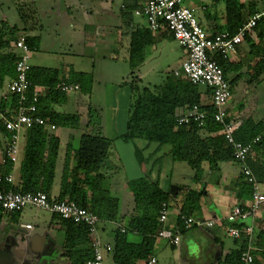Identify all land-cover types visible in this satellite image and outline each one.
<instances>
[{
	"label": "trees",
	"instance_id": "trees-1",
	"mask_svg": "<svg viewBox=\"0 0 264 264\" xmlns=\"http://www.w3.org/2000/svg\"><path fill=\"white\" fill-rule=\"evenodd\" d=\"M141 1L123 0L120 15L125 27H130L133 11L141 6ZM213 1L223 5L221 18L224 23L219 33H227L229 36L236 35L246 22V18L260 11L257 10L259 4L264 6V0H250L247 6L240 0ZM245 9L248 12L246 18L242 14ZM17 11L23 25L31 29L33 9L17 6ZM145 31L150 32L147 28ZM252 31L257 33L256 39L251 41L248 33H245L244 40L248 44L249 54L256 59L252 77L257 79L264 75V19H260ZM8 33L6 24L1 23L0 88L3 87L6 78L14 77V66L18 58V55L12 50L11 44L19 38L14 39ZM144 34L143 30L139 29L131 35L129 52L132 62L141 60L140 52L145 39ZM21 38L30 51L34 50V45L38 41L37 37L25 36ZM214 60L222 69L224 77L228 72L237 71L238 66L233 65L220 54L214 55ZM58 73L56 69L30 67L28 79L31 86L27 95L31 96L34 87H46V94L40 96L37 103L38 115L54 127L76 129L79 124L78 115L60 114L51 109L52 104H61L66 100L65 93L57 89L56 86L60 83L69 86L74 84L81 92L89 94L92 88V78L90 75L71 70L67 78L59 79ZM229 85L232 89L230 83ZM129 88L131 99L126 133L121 136L123 141L141 139L148 145L169 146L172 162L186 163L194 172L193 181L196 184L202 180L204 164L210 172L215 173L219 171L220 163L234 161L232 149L224 137L219 134L221 126L214 121L212 106L201 105L199 86L193 85L185 79L169 76L160 86L155 87L154 91L149 88L140 90L136 83H130ZM206 89L211 93L208 88ZM17 100V96H11L9 100L11 108L16 105ZM5 105L6 103L2 102L1 110ZM193 106H198L201 111L206 112L207 117L203 125L199 127L198 122L193 120L187 124L178 125L177 118L183 114V109ZM99 125L98 111L89 106L87 128H91L92 132H85L81 136L77 150L67 149L57 200L83 207L95 214L101 222H112L117 219L118 200L102 187L105 176L102 170L109 158L112 143L100 134ZM10 137L11 133L5 129L3 120L0 119V154ZM234 138L243 144L252 145L253 159H248L246 165L264 191V118L259 121H254L251 118L245 119L234 134ZM256 138L258 140L252 143ZM58 147L59 139L50 135L46 127L33 126L27 129L24 156L19 171V183L17 186H12L1 179V188L21 193L43 192L50 196ZM71 153H73L72 157L76 165L68 180L67 162ZM139 161L141 162V159ZM12 165L13 160L4 156L2 176L11 172ZM78 172L83 177H80ZM238 178L240 182L237 185L236 197L240 205L243 206L245 198L251 196L252 188L242 174ZM214 183L219 185L222 182L220 178H217ZM127 187L132 194L134 213L127 218L123 231L115 230L112 249L107 254H111L114 264H148L157 234L163 228L158 220L160 210L164 205L169 209L172 198L169 193L160 189L157 183L150 181L146 173L129 180ZM203 193L204 186L190 188L181 200L175 226L181 234L188 232L193 227L185 230L181 217L193 215ZM19 212L8 215L12 216ZM52 216L56 222L51 224V227L63 236L60 256L66 258L70 264H86L92 259V247L87 228L84 225L61 219L56 215L52 214ZM241 225L237 223L235 226L240 227ZM234 244L235 247L223 257L216 258L208 264H241V255L246 251L248 243L244 239H240L234 240ZM254 245L256 249L251 251L252 264H264V230H259L258 226L255 231Z\"/></svg>",
	"mask_w": 264,
	"mask_h": 264
},
{
	"label": "crops",
	"instance_id": "crops-1",
	"mask_svg": "<svg viewBox=\"0 0 264 264\" xmlns=\"http://www.w3.org/2000/svg\"><path fill=\"white\" fill-rule=\"evenodd\" d=\"M241 1V0H240ZM184 2V1H183ZM242 2V1H241ZM123 2L121 3L122 6ZM107 6V5H106ZM120 6V8H121ZM195 7L197 11H202L207 13L209 6L201 3L199 0H189L188 7ZM204 6L205 11L201 10L200 8ZM216 7V3H212V7ZM110 8L109 6H107ZM264 9V6L258 5L257 10ZM105 10V9H104ZM106 11V10H105ZM223 12L220 13L215 12L214 14L207 13L203 15V18L198 19L199 22L204 27L205 31L208 34H213L216 32H221L220 30L223 27V20L221 18ZM98 13V12H97ZM197 13V12H196ZM87 17V16H85ZM83 22V31L88 30L87 19L84 18ZM117 23V21L115 22ZM114 23V24H115ZM115 26V25H114ZM145 22L142 18L132 16V22L130 27H125L120 15V24L117 27V30L111 27L105 29H95L93 31H88L87 39L92 36L94 37V45L92 46L89 41H85V51L84 53H91L90 48L93 47L97 49L99 52V56L104 59L109 64L116 63L119 57V49L123 52V56L125 61H130V44H131V35L133 32L139 29H145ZM95 33V34H94ZM249 38L251 41H254L257 37V33L255 31H250L248 33ZM114 36V41L111 43V38ZM165 33L157 34L155 39H160L165 37ZM142 37V35H141ZM155 48V47H154ZM87 49V51H86ZM89 49V50H88ZM182 59L179 62L178 66L184 62L185 60V53L182 50ZM97 54V53H96ZM230 63L233 65H237V71H231L226 74L227 81L231 84V96H233V87L237 83H241L243 87L244 94H247V87L251 86V88L255 85V81L262 82L264 86V75L259 76L257 79L252 77L254 70L253 66L256 62L255 58L249 54V47L245 40L241 44L236 47L235 53L230 54L226 57ZM144 61V57L141 55V60L137 61L138 64H142ZM132 62V61H130ZM135 62V61H134ZM31 67H42V65L37 64L36 66ZM179 66V68H180ZM58 78L65 79L68 77V67L67 66H59L58 69ZM177 68L173 69L176 70ZM171 72V76L175 77ZM181 78V77H176ZM247 78V79H246ZM183 79V78H182ZM164 82V81H163ZM162 82V83H163ZM232 82V83H231ZM253 82V83H252ZM161 83V84H162ZM129 81L123 82L121 85H115L113 82H105L104 86L102 87L101 91L98 92L97 95L94 94L95 88L90 91V95L84 94L81 96L80 89L73 90L68 93H65L66 100L61 104H52L51 109L57 113H64V114H76L79 117V124L76 129H67V128H57L55 127L54 130H50L47 128L50 135L55 136L59 139V147H58V154L55 163V175L53 184L50 191V197L57 199L59 194L60 188V181L62 177V170L65 163L66 152L67 149L75 151L79 148V141L81 136L85 132H92L91 128H87V109L89 106L95 108L98 111L100 117V125L99 131L100 134L107 140L111 141V152L109 153V158L105 162L106 166L103 168L102 172L105 173L104 179L102 181L103 189L107 190L113 197L118 200V214L117 219L112 222H100L107 223L110 227H106L105 225L100 226L99 224V232L101 239L104 243H108L110 245L113 244L114 240V232L116 229H123L127 218L134 213L133 208L134 204L130 207L127 211H122L120 209V200L122 198V193L127 195V191L130 193L127 182L131 179L127 178L125 174L121 175V177H117L118 173L122 171V159L120 152L124 149L123 145H129L130 152L132 157H134V164L137 168V172L140 174L135 178L142 176L144 173L147 174L150 181L157 183L160 189L169 193L172 198L171 203L169 204L168 213L173 215L172 225H168L167 221L164 225V228L173 230L176 226V220L179 213L180 203L181 200L184 198L185 193L190 188H201L204 186V193L202 199L199 203V213H197V209L195 210L194 214H196V220H206V221H213L214 227L210 230L211 237L209 236L208 239L211 241V245L213 247V251H208L205 249L204 251V258L200 264H208L210 261H214L216 258L223 257L230 249L235 247L234 246H225L221 240L220 235L221 231L224 227H226L227 222L225 221L226 216L228 215L229 210L235 206L240 205L239 200L236 197V193L238 190V183L240 182L239 176L240 170L239 166L234 162H227V163H220L219 164V171L212 173L208 170L206 164H204V173L202 176V180L199 184H196L193 181L194 172L192 171V187L179 185V181L177 179L172 180V159L170 155V147L169 146H162L159 147L156 144L148 145L145 141L141 139H134L132 141H123L121 136L126 133V124L128 119V108L131 99V91L129 88ZM261 84L252 88L250 92L257 93V87H262ZM160 86V85H159ZM40 89L41 96H44L47 92V88L44 86H37ZM94 90V91H93ZM200 102L201 105H210V95L211 93L205 88L204 91H200ZM261 93L264 92V89L260 91ZM232 98V97H231ZM249 105L245 106V104L237 103L236 106H233L232 102H228V115L230 119L239 122L240 124L245 119L251 118L254 121H259L264 118V107L257 112L254 107H256V98L251 96L248 101ZM2 105V103H1ZM236 108V109H235ZM6 109V105L2 109L3 111ZM9 109V108H8ZM6 109V110H8ZM186 109V108H185ZM183 109V112L185 111ZM0 107V112H3ZM24 144H25V133L20 135V141L16 156L13 159V165L11 169V173L13 176V186H17L19 183V171L20 165L24 156ZM139 152V154H138ZM72 154L69 157L67 162L68 165V180L71 178V172L75 167V162L73 160ZM141 159V162L139 161ZM79 173V172H78ZM80 177H83L81 173ZM133 178V179H135ZM220 178L221 184L216 185L214 180ZM173 184L176 186L175 193H170V185ZM124 195V196H125ZM131 197L132 194L130 193ZM123 196V198H124ZM133 201V198H132ZM250 197L245 198L243 202V206L249 204ZM20 215V213H19ZM51 219L47 224L48 229L58 232L51 227V224L55 223L56 221L53 219L52 214ZM19 216H17L18 218ZM16 217L9 216L7 214H0V248L9 256H11L14 252V241L13 238L16 236L17 232L22 231L24 232V236L30 237V232L34 230V225L29 222H20L18 223V228L15 227L16 224ZM249 221L248 219L241 220L240 223L247 224ZM25 225H31V229H25ZM50 226V227H49ZM170 226V227H169ZM257 226L259 230H264V212H261L257 215L254 230L256 231ZM254 231V237H255ZM193 233L192 231H189ZM190 233L188 238L190 239L193 235ZM201 233V232H199ZM202 234V233H201ZM204 235V234H202ZM228 237V236H227ZM63 240V238H62ZM166 248L169 247L172 249V253L176 262L178 264H186V261L182 262L181 259L184 256L182 249L179 246L175 247L170 245L167 242H163L162 239L157 238L154 243V250L152 256L150 258L155 260L154 264H157V251H164L165 245ZM54 244V239L48 238L46 242V246H52ZM62 244V242H61ZM61 244L59 249L61 248ZM44 245V247H45ZM208 251V252H207ZM107 257L111 259V254H106ZM1 257V255H0ZM49 264H55L57 260L58 264H70L69 261L60 256L59 253H53L51 257H49ZM105 260V259H104ZM149 260V261H150ZM114 264V262L112 261ZM105 264V263H104ZM142 264V263H136ZM188 264V263H187ZM192 264V263H191Z\"/></svg>",
	"mask_w": 264,
	"mask_h": 264
},
{
	"label": "rangeland",
	"instance_id": "rangeland-1",
	"mask_svg": "<svg viewBox=\"0 0 264 264\" xmlns=\"http://www.w3.org/2000/svg\"><path fill=\"white\" fill-rule=\"evenodd\" d=\"M183 1L184 6H188L189 0ZM199 1L209 6L207 10L209 14L220 13L222 11L223 5L221 3H218L216 7H212L213 0ZM241 1L247 6L250 0ZM122 2L123 0H0V25L1 23L6 24V29L9 31L8 34L14 39L25 36L38 38V41L34 45V50L30 53V65L36 66L39 64L44 68L50 69L67 66L68 72L72 70L90 75L92 78V89L95 88V91L93 90L95 95L101 91L105 82L121 85L123 82L129 81L130 83H136L140 90L142 88H149L151 91H154L155 87L161 85L167 77L171 76L173 69H179L180 65L178 66V64L183 56L182 49L169 33H166V36L163 38L155 39L154 37L157 34L147 33L145 31L146 28L142 29L143 33H145L144 43L140 52L144 57L142 64L125 61L124 58H121L124 52L122 49H119L117 62L111 64L102 59L99 56V52H96L98 50L93 47L90 48V54L84 53L86 47L85 41H89L92 46L95 41V38H92V36L87 39L86 32L95 29L103 30L106 27L117 30L120 24V6ZM17 6L24 7V9H33L31 29L26 28L21 22ZM207 13L199 10L196 13V17L201 19ZM242 14L246 18L248 14L247 9ZM84 18L87 19L88 25V30L86 31H83ZM116 21L117 23H115ZM113 41L114 36L111 38V43ZM14 53L20 54L19 51H14ZM255 83L262 85V82L259 83V81H255ZM252 88L248 86L246 89L247 94H244L242 84L240 82L237 83L233 87L234 94L229 99V103L232 102L233 106H236L237 103L247 106L249 105L248 101L251 96H254L257 101L255 102L256 107H254V110L256 109L259 112L264 107V92H260L264 89V86L257 87V93L250 92ZM199 90L204 91L205 87H199ZM80 93L83 92L80 91ZM80 95L83 96L84 93ZM10 98L11 96L8 97L6 109L11 107ZM123 146L124 149L120 152L122 171L118 173L117 177L119 178L125 174L127 178L133 179L140 174L137 172L129 145ZM175 179L179 181V185L193 186L192 171L186 163H172V180ZM171 186L175 185L171 184ZM126 194L122 193L119 204L122 211L129 210L133 204L130 193L127 191ZM199 210L200 207L198 206L197 213H199ZM19 213L12 215L16 218L19 216L15 227L18 228V223L20 222H29L34 225V230L30 232V237L24 236V232L22 231L17 232L13 238L14 252L11 256L0 248V264H49V257L53 253H59V247L63 238L60 232L48 229L47 224L51 219L50 213L31 205L26 206ZM193 217L196 218V214L193 213ZM173 219V215L168 213V225H172ZM103 225L110 227L107 223L100 224V226ZM228 226L229 224H226V227L220 232V240L225 246L233 247V240L227 237L226 233ZM213 227L202 229L193 226L189 230L193 233L188 231L180 235V246H178L184 254L183 259H181L182 262L186 261V264H200L204 258L205 249L208 251L214 250L211 241L208 239L209 236L211 237L210 230ZM1 233L3 234V232ZM190 233L193 236L189 239ZM48 238L54 239V244L49 247L45 245ZM104 259L105 264H113L106 254ZM157 261V264H178L173 256L172 249L166 248V245L164 251H157ZM55 264H58L57 260Z\"/></svg>",
	"mask_w": 264,
	"mask_h": 264
},
{
	"label": "built area",
	"instance_id": "built-area-1",
	"mask_svg": "<svg viewBox=\"0 0 264 264\" xmlns=\"http://www.w3.org/2000/svg\"><path fill=\"white\" fill-rule=\"evenodd\" d=\"M204 10L205 7L200 8ZM195 7L184 6L183 0H142L141 6L133 11V16L142 18L146 28L153 34L169 33L185 53V60L179 69L172 72L175 77H181L193 85L208 88L211 91L210 105L214 110V121L221 126L219 134L222 135L232 149L233 162L239 166L240 174L245 181L251 185L250 203L244 206H233L225 218L227 224V236L232 240L244 239L248 246L241 255V264H252L253 256L251 251L256 249L254 242V224L259 213L264 212V191L256 182L254 176L246 165L248 159H253L252 145L243 144L234 138L240 123L230 119L228 115V102L231 98L229 82L225 79L222 69L214 60V55L220 54L228 57L235 53L236 47L244 40V34L249 33L260 19H264V9L246 18L239 32L234 36L227 33L208 34L196 17ZM11 48L19 51L18 58L14 66V77L6 78L3 87L0 88V105L7 104L9 96H17L18 100L14 107L0 112V119L3 120L5 129L11 133L10 139L4 146L0 154V183L1 179L13 186L12 173L2 176L4 168V156L14 159L16 156L20 135L33 126H44L54 130L53 125H49L38 115L37 103L41 96L39 87H34L31 96L27 92L31 86L28 79L30 70V49L25 44L23 38L12 42ZM57 89L64 93L78 90L77 85H66L60 83ZM207 114L201 111L198 106L186 108L181 116L177 118V124H187L191 120L198 122L202 126ZM256 138L252 143L256 142ZM34 206L38 209L56 215L61 219L69 220L74 224L84 225L90 237L92 247V259L86 264H104L105 254L111 251L112 247L104 243L99 232V218L92 212L78 205L59 201L47 196L43 192H14L4 190L0 184V213L10 214L21 211L26 206ZM168 208L162 206L159 214V223L163 228L158 232L157 238L162 239L177 247L180 243V230L164 228L167 221ZM248 219L247 224L240 223L241 220ZM182 226L185 230L196 226L202 229H210L214 226L213 221L196 220L192 216L181 217ZM237 223L242 224L236 227ZM25 229H31V225H25ZM123 231V229H121ZM151 259L148 264H154Z\"/></svg>",
	"mask_w": 264,
	"mask_h": 264
},
{
	"label": "water",
	"instance_id": "water-1",
	"mask_svg": "<svg viewBox=\"0 0 264 264\" xmlns=\"http://www.w3.org/2000/svg\"><path fill=\"white\" fill-rule=\"evenodd\" d=\"M176 190V186H171L170 187V193L174 194Z\"/></svg>",
	"mask_w": 264,
	"mask_h": 264
}]
</instances>
